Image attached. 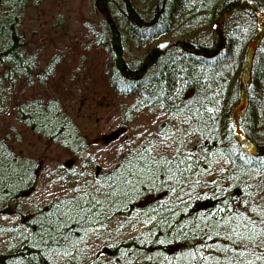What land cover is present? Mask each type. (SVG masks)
<instances>
[{"label": "trees", "instance_id": "16d2710c", "mask_svg": "<svg viewBox=\"0 0 264 264\" xmlns=\"http://www.w3.org/2000/svg\"><path fill=\"white\" fill-rule=\"evenodd\" d=\"M33 3L0 0V89L33 76L21 32ZM91 4L109 85L130 99L124 122L167 112L184 127L170 151L141 142L108 170L87 158L41 171L0 138V264H264V0ZM16 121L74 156L87 149L57 99L19 104ZM40 178L67 194L30 207ZM114 223L145 229L114 241ZM95 232L114 239L96 252Z\"/></svg>", "mask_w": 264, "mask_h": 264}, {"label": "rangeland", "instance_id": "374dc122", "mask_svg": "<svg viewBox=\"0 0 264 264\" xmlns=\"http://www.w3.org/2000/svg\"><path fill=\"white\" fill-rule=\"evenodd\" d=\"M91 2L35 0L26 10L21 27L23 50L36 61L33 76L19 78L14 85L3 80L5 85L0 89V138L9 142L15 155L37 160L41 171L80 163L87 158L96 170H108L118 156L125 155L141 142L163 154L170 151V139L179 135L184 127L183 119L167 112H142L132 121L124 122L120 106L130 99L115 93L109 85L104 67L105 52L93 38L97 22ZM0 69L2 71L1 66ZM33 98L59 100L86 138L87 149L74 156L58 143L18 123L17 106ZM260 177L256 178L257 183ZM262 188L264 195V186ZM65 194L67 192L48 189L40 178L28 202L30 207L39 206ZM9 219L18 223L16 215H9ZM114 227L116 223L111 225ZM144 229V225L126 227L116 239H127ZM112 239L102 238L95 232L86 246L98 251ZM222 258L225 264L241 261L231 253L229 256L224 253Z\"/></svg>", "mask_w": 264, "mask_h": 264}, {"label": "bare ground", "instance_id": "6f19581e", "mask_svg": "<svg viewBox=\"0 0 264 264\" xmlns=\"http://www.w3.org/2000/svg\"><path fill=\"white\" fill-rule=\"evenodd\" d=\"M159 45H160V44H158V46H159ZM159 48H160V47H159ZM160 49H161V48H160ZM39 206H40V205H39ZM116 227H118V226H116ZM129 227H130V226H129ZM118 228H119V227H118ZM123 229H124V228H123ZM123 229H122V228H119V229H118V234H120V233L122 232L121 230H123ZM91 237H92V236H91ZM91 237H90V238H91ZM90 238H89V239H90ZM89 239L87 240L86 244L88 243ZM117 240H119V239H116V238L114 239V241H117ZM86 244H85V245H86ZM85 245H84V247H85ZM91 250H92V249H91ZM94 251H95V250H94ZM96 252H97V251H96Z\"/></svg>", "mask_w": 264, "mask_h": 264}, {"label": "water", "instance_id": "95a60500", "mask_svg": "<svg viewBox=\"0 0 264 264\" xmlns=\"http://www.w3.org/2000/svg\"><path fill=\"white\" fill-rule=\"evenodd\" d=\"M168 44H169V42H165V43L160 44L159 47L161 49H164Z\"/></svg>", "mask_w": 264, "mask_h": 264}]
</instances>
